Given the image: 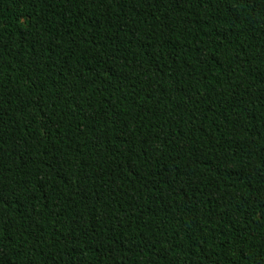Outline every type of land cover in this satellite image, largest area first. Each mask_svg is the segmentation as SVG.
Listing matches in <instances>:
<instances>
[{
    "label": "trees",
    "instance_id": "1",
    "mask_svg": "<svg viewBox=\"0 0 264 264\" xmlns=\"http://www.w3.org/2000/svg\"><path fill=\"white\" fill-rule=\"evenodd\" d=\"M0 264H264V0H0Z\"/></svg>",
    "mask_w": 264,
    "mask_h": 264
}]
</instances>
